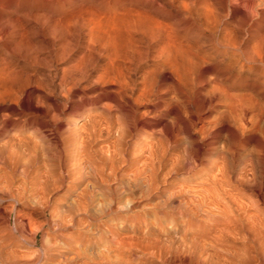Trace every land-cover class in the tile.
I'll return each mask as SVG.
<instances>
[{
	"label": "rangeland",
	"instance_id": "obj_1",
	"mask_svg": "<svg viewBox=\"0 0 264 264\" xmlns=\"http://www.w3.org/2000/svg\"><path fill=\"white\" fill-rule=\"evenodd\" d=\"M170 1L174 4L172 19L160 16L163 34L154 46L156 49L148 55L163 50L159 52L160 56L154 54L159 57L155 64L151 57L142 61L134 76L139 82L143 71L148 75V70L153 69L154 73L159 68L158 74L154 73L156 78H151L153 74L150 73L152 75L148 77L151 79L146 81L150 82L151 88L155 85L153 90L157 89L152 93L158 103L153 112H147L149 107L143 105L135 116L129 107L126 111L114 110L105 116L91 100L97 89H78L72 93L74 99L66 101L70 109L60 113L58 110L63 101L55 86L60 74L58 70L55 79L54 74L45 79L47 90L51 89V92L46 90L49 96L45 94V105L51 107L49 109L55 116L58 115L56 121L51 119L53 125L49 119L51 115H45L42 128L45 131L42 133L47 134L39 135L31 129L26 135L9 132L0 136V145L13 136L17 141L23 136L32 140H27L31 144L21 158L24 166L32 164V167H24L20 160L13 179L3 184L5 181L0 178V198L1 195L3 198L2 202L0 199V225L8 224L3 225L7 232L0 226V234L5 237L0 235L2 254L9 252L18 260L20 256L27 259L32 255L28 262L36 259L34 264H127L128 261V264H259L264 258V49L258 43L260 36L264 38V0ZM152 2L166 10L171 4L168 0ZM168 24L170 31H166ZM236 40L241 44H235ZM241 48L242 51L247 48L250 56L256 51L255 58H260L255 62L245 61ZM46 49L45 62L49 60V50ZM167 55L170 59L172 56V60ZM122 60L117 59L114 66H119L111 68L119 71L124 65ZM104 64L106 62L102 61L101 65ZM49 67L46 63L45 67H40L43 71L45 69V76L48 70H53ZM114 69L111 71L116 75ZM151 97L149 102H155L156 98ZM137 115L158 124V131H155L159 134L137 124L140 119ZM128 121L134 122L130 123L134 130L130 125L127 127ZM81 127L83 131L86 129L84 133L78 131ZM84 138L86 142L82 141ZM15 148L19 147L6 149L7 153L2 148L0 151L14 154L11 150L16 153ZM25 168H28L27 177L22 174ZM5 171L0 165L1 177ZM39 190L44 193L40 191L42 195L38 194ZM39 205L44 207L43 210ZM51 216L60 220H53ZM9 239H14L15 244H11L14 240L9 243ZM43 247L47 261L39 253ZM13 249L20 256L15 251L13 253ZM75 252L79 253H76L79 258L73 257Z\"/></svg>",
	"mask_w": 264,
	"mask_h": 264
},
{
	"label": "bare ground",
	"instance_id": "obj_2",
	"mask_svg": "<svg viewBox=\"0 0 264 264\" xmlns=\"http://www.w3.org/2000/svg\"><path fill=\"white\" fill-rule=\"evenodd\" d=\"M168 1H169L168 3L169 4L171 3V4H170L168 10H166L167 8L166 9H160L158 6H156V4H154L152 2V0H151V2L150 1L148 2V0H0V136H5L9 132L10 133L11 132L21 133V135L22 134L26 135L25 133H28V131L31 132V129H32V132L34 131L40 135V133L45 131V129L42 131L43 124L45 123V115H48V114L51 115V117L49 116L50 121H51V119L52 120L54 119L55 121L57 120L56 116L58 117V115L56 114V116H55V114H53L54 112L52 111V109H49L51 107L48 108V105H45L46 104L45 94H47L46 90L49 88L48 84H46L45 79L47 77L51 76L52 74H54L53 79H55V77H57V71L58 70H59L58 72L60 74H59L58 79H56L57 81L55 83L56 84L55 86H56V91H57L58 96L63 101L61 103L60 109L58 110V112H60V113L70 109V107L66 106V101L69 98H71L73 96L72 93L78 89H81V90H87V89H95L96 90L97 89L96 90L97 94L94 95L93 96L94 98L92 97L93 99H91V100L93 101V104L101 110L99 113L100 114L105 113V114H103L105 116L111 115V112L114 110L115 111L116 110H125L128 107H129L128 110L132 113V115H134V113L135 114L140 113L139 107L141 108V106H143V105H144L143 107H149V110L147 112H149V113L153 112V110L156 108L158 103H157V98L155 97L156 95L154 96L152 93H154V90H157V89L153 90L155 85H152V88H151L150 87L151 84L150 85L148 84L150 82H146V81H147V79L150 78V77H148V75L150 73L153 74V76H151L152 74H150L151 78L152 77H153V79L156 78L155 77L156 75L154 73H156L157 69H159V68L154 70L155 71L154 73L152 71L153 69L148 70V71H150V72L147 71V73H149L148 75L146 74L145 71H143V73L141 72L142 75H141L139 82L136 81L134 76H135V73L138 72V69H140L141 63L145 62L144 61L145 59L151 57L150 58L151 62L155 64L159 58V57L157 58V56H158L157 53H159L163 50V49L161 51H160V49H159V51L157 50L158 52L156 51V53H154L157 56H154V54L148 55L149 52H153V50L156 49V48H154V46L156 45L158 40L161 38V34H163V32L160 31L163 28V24L159 20L160 16H165L167 18L172 19V9H173L174 4L172 1H170V0H168ZM163 3H164V1H163ZM157 4H159V3L157 2ZM180 20H181V18H180ZM168 26H169V28L166 31H170L169 29H171L169 24H168ZM174 30H176V29H174ZM170 34H171V32H170ZM170 34L168 33V35H170ZM171 36H172V34H171ZM262 37L263 36H260V41H258V43L260 44V48H262V50H263L264 49V38H262ZM239 38H238V40H239ZM258 39H259V37H258ZM171 40H172V38H170V41ZM173 40H174V37H173ZM238 40L235 41V44ZM237 43L241 44V42H237ZM227 44H228V42H227ZM227 44H225V48L227 47L226 46ZM230 45L232 46L233 44L230 43ZM45 46L48 47V49H46ZM228 47H230V46H228ZM233 47H235V46L233 45ZM243 47L245 48V45ZM246 47H248V45ZM257 47H259V45ZM45 49H46V51L49 50V51H47L48 52V58H49V60L47 62H45V60H47V58L45 59ZM235 49H237V48H235ZM246 49L245 50L243 49V51H242V48L240 49L241 54L245 58V61L250 63V62H255L258 58H260V57H258L257 59L255 58L254 55L257 53L256 51H255L254 55L250 56L248 54L249 50H246ZM251 49H253V48H251ZM262 50L260 52L263 53L264 50L263 51ZM164 51L162 53H164ZM168 52H169V50H168ZM262 53H261V55H262ZM250 54H252V53L250 52ZM168 55H169V53H168ZM122 56L124 57V59ZM159 56H160V53H159ZM169 57L170 56H168V59H170ZM117 59H121V60L123 59L122 61L124 62V65H122L123 67L121 66V69L119 68V71L114 69L116 66L117 67L119 66L118 63H117L118 65L114 66V63ZM163 59H164V57H163ZM168 59H166V60H168ZM229 59H231V58H229ZM170 60H172V56H171ZM102 61L106 62V64L101 65ZM125 62H127L128 64ZM45 63H46V65L49 64L50 67L53 68V70L51 69V71L48 70L47 76H45V73H46L45 69H44V71L40 69L41 66H42V68L45 67ZM215 64H214V66H215ZM260 64H262V63L260 62ZM125 65L128 67H126ZM238 65H239V61H238ZM57 66H59V67L57 68ZM109 66H110V69L107 68ZM159 66H161V65H159ZM47 67L48 66H46V68ZM111 67H114L113 68L114 71H117L116 75H115V73L112 72L113 69ZM152 67L154 68V66H152ZM238 68H239V66H238ZM107 69L109 71H111V70L112 71L108 72ZM116 69H118V68H116ZM226 70H227V67H226ZM223 71H225V70H223ZM144 72H145V74H144ZM109 73H111V75ZM156 74H158V73H156ZM257 74H258V72H257ZM260 74H261V72H260ZM144 75H147L148 78L145 77ZM171 75H173V74H171ZM153 79H152V81H153ZM245 79H247V78H245ZM47 80H50V78ZM156 81H158V80H156ZM156 81L154 83H156ZM54 82L55 81H52L51 83H54ZM261 82H263V81H261ZM83 83H85L86 85L82 86ZM156 85H158V83ZM53 87H54V85H53ZM260 89H262V88H260ZM49 90H51V89H49ZM49 90H47V91H49ZM49 92H51V91H49ZM52 92H55V90L54 91L52 90ZM155 93H157V92H155ZM180 93H182V92H180ZM54 94H56V92ZM150 94H152L153 96L151 97ZM50 96H51V94H50ZM149 97H151V98L155 97L156 98L155 102L150 103ZM82 98H81V100H82ZM73 99L71 98V100H73ZM52 100H54V99H52ZM151 101H152V99H151ZM79 102H80V100H79ZM84 103H86V102H84ZM186 103H187V101H186ZM229 103H231V102H229ZM52 104H49V105L51 106ZM45 107H46V110H45ZM47 108L49 110H47ZM56 108H57V106H56ZM158 109L162 110L163 108L162 109L157 108V110ZM168 109H170V108L168 107ZM173 110L175 111V107ZM80 111H77V112L80 113ZM129 111H127V112H129ZM142 112H144V111H142ZM72 114H73V111H72ZM141 115L143 116L144 114L141 113ZM129 116L127 117L128 119H129ZM151 116H152V114H151ZM137 117H139L140 119L137 120L138 123L137 122H135V123L147 126L150 128L149 131H153V133H155V132L157 133V131H158L157 128L159 127L158 124H154V123L150 122L151 120L150 121L149 120H143V118L145 116L142 118V117L137 115ZM159 117H161V116H159ZM130 118H132V117H130ZM146 118H148V117H146ZM242 118H244V117H242ZM61 119L60 120L58 119V120L61 121ZM97 119H98V117H97ZM164 119H167V118H164ZM179 119H181V118H179ZM174 120L175 119H173L172 122H175ZM181 120H179V121H181ZM109 121H111V120H109ZM125 121H127V119ZM129 121L127 122L129 124H126L127 127L131 123ZM52 122L53 121H51V123ZM89 122L90 121H88V123ZM117 122H118V120H117ZM93 123H95V122H93ZM125 123L123 122V124H125ZM133 123H131V125ZM108 124H109V122H108ZM117 124H119V122ZM166 124H167V122H166ZM166 124H165V126H166ZM52 125H53V123H52ZM56 125H57V122H56ZM126 125H124V127ZM131 125H130V127H131ZM83 126H85V125H83ZM121 126H123V125L121 124ZM121 126L119 129H121ZM111 127H113V126H111ZM163 127H164V125H163ZM171 127H172V125H171ZM81 128H82L81 130L80 129L79 130L77 129V130L79 132L80 131L82 132L83 127H81ZM141 128H142V126H141ZM113 129H115L114 132L116 135V131H117L116 129L117 128L115 127ZM125 129H127V128L125 127ZM132 129L134 130V128H132ZM156 129H157V131H155ZM185 129H188V128L185 127ZM107 130H108V128H107ZM167 130H168V128H167ZM178 130H179V128H178ZM227 130H229V129H227ZM54 131H55V129H54ZM84 131H86V129ZM84 131H83V133H84ZM87 131H89V130H87ZM123 131L126 132V130H123ZM159 131H160V129H159ZM168 131H170V129ZM74 132L75 131H73V133ZM176 132L178 133V131H176ZM83 133H81V134H83ZM128 133H130V132H128ZM161 133L162 132H160V134ZM164 133H162V134H164ZM179 133H182L181 129L179 130ZM179 133H178V135H179ZM231 133L234 134L235 131H233ZM46 134H43V136H45ZM157 134H159V133H157ZM169 134H167V135H169ZM188 134H189V132H188ZM233 134H230V135H233ZM34 135H35V133H34ZM125 135H126V133H125ZM129 135L130 134H128L127 136H129ZM76 136H77V134H76ZM90 136H89V138H90ZM37 137H38V135H37ZM40 137H42V136H40ZM169 137H171V136L169 135ZM9 138H7L8 140H6L5 142L3 141L4 143L1 141L3 143V145H0V146H2L0 148H2V150L4 149V151H6V149H8V148L11 149L12 147L18 146L19 148H15V149H17L18 153L17 152L15 153L14 149L11 150L12 152L14 151V154L15 155L17 154L18 156H16V158H15V155L12 154L11 152H9L8 154H5V153H1V151H0V165H2V167H4L6 170L3 173V176L2 177L0 176V178L5 181L3 184L8 183V181L13 179L12 177L15 176L14 174L16 173V169H17V167L20 166L21 162H23L22 165L25 163L24 161H22L23 156H24L23 152L26 151V149H28L27 148L29 146L28 144H31V142L29 143V141H32V140H29L28 136L27 137L23 136L18 141L14 136L12 139H9ZM34 138H36V137L34 136ZM44 138H43V140H44ZM85 138L82 140L83 142L85 141ZM2 139H5V138H2ZM14 139H16V140H14ZM31 139H32V137H31ZM38 139H39V137H38ZM72 139H74V138H72ZM118 139H119V136H118ZM27 140H29V141H27ZM87 140H88V138H87ZM14 141H17L19 143L14 142ZM14 143H15V145H14ZM16 143H17V145H16ZM116 143H118V142H116ZM32 144H33V142H32ZM33 145H35V141H34ZM120 145H121V143L119 144V146ZM42 146H43V143H42ZM64 146L66 147V144ZM121 147H120V149H121ZM40 148H41V146H40ZM114 148H116V146ZM155 148H156V146H155ZM155 148H153L154 151H155ZM197 148L198 147H196V149ZM120 149L118 148V150H120ZM153 149L151 151H153ZM18 150H20V151H18ZM4 151H2V152H4ZM7 151H6V153H7ZM19 152L21 154L23 153V155L21 157H20L21 154ZM29 152H28V154H29ZM26 153H25V155H27ZM29 157H25V159L27 158V160H28ZM20 160H21V162H20ZM27 160H26V163H27ZM28 165L29 166H27V165L26 166L23 165V166L24 167H30V165H32V164H28ZM27 169L28 168H25V170H23L24 173H22V174L24 177L26 176ZM30 174H31V169H30ZM64 174H65V172H64ZM63 179H64V177H63ZM60 180L62 181V179H60ZM1 182H2V180H1ZM9 183H11V182H9ZM6 185H5V187L9 188L10 185H8V186H6ZM42 187H44V186H42ZM57 189H55V191ZM1 190H3V189H1ZM40 191H42V190H39L38 194ZM0 193H2V192H0ZM40 194H41V192H40ZM47 194H50V193H47ZM50 195H52V194H50ZM9 196H11V195H9ZM13 196H14V194H13ZM3 197L7 198L6 195L5 196L3 195ZM1 198H2V195H1ZM16 198H14V199H16ZM43 199H45V197ZM7 200H10V199L7 198ZM18 200L19 199H17V201ZM2 201H3V198L1 200V202ZM41 201H43V200H41ZM45 201H47V200H45ZM41 205H39V206L41 207ZM42 207H41V209H42ZM36 208H38V206ZM36 208H35V210H36ZM41 212L42 211H40L39 213H41ZM7 216H9V214ZM51 217H53V220H55L57 215H56L55 219H54V216H51ZM65 217L67 218V216H65ZM1 220H3V218ZM56 220H60V219L58 218ZM29 222H30V219H29ZM62 222H63V219H62ZM23 223H25V222H23ZM53 224L55 225L54 222H53ZM53 224H51V225L53 226ZM3 225H5V223ZM3 225L2 226L0 225V226L2 228H4L8 224L5 225L4 227H3ZM57 225H59V224L57 223ZM23 226H25V225H23ZM52 226H50V227H52ZM14 228H15V226H14ZM59 229H62V228H58V230ZM4 230H6V229L4 228ZM52 231H54V230H52ZM6 232H7V230H6ZM15 232H17V230ZM0 235L3 236V233H1ZM6 235H7V233H6ZM8 235H9V231H8ZM8 237L11 238L12 236H8ZM17 238L20 239L19 237H17ZM4 239H5V237H4ZM14 239H12V240H14ZM12 240H10V242L9 241L8 242L11 243ZM15 240L13 243H11L12 245L15 244ZM0 242H1V240H0ZM8 242L7 243L5 242V243L8 244ZM25 244H26V242H25ZM42 245H43V243H42ZM29 246H32V245H29ZM1 247L3 248V246H1ZM4 247H5V245H4ZM137 247L138 246H136V248ZM46 248H49V246L48 247L46 246ZM50 248H52V247H50ZM153 248H156V246ZM1 250L2 249H0V264H34L33 262L36 260V259H34L33 262H32V260L30 262H28L29 257H31L32 255L27 256L28 257L27 259H26V257L21 258V256L17 253L18 251H15V249H13V253L16 252L21 258V259L19 258V260H18V257H17V259L15 257L16 255L9 254V252H8L9 255L4 253L6 255V256H4V254H2L4 251H1ZM45 250L46 249L43 247L41 249V251L39 252L43 259H45V253H46ZM50 250L52 251L54 249L52 248ZM8 251H10V250H8ZM51 251H49V252L52 253ZM6 252H7V250H6ZM10 252H12V251H10ZM35 252H37V251H35ZM19 253L21 254V252H19ZM50 253H48V255ZM76 253L77 252H75V256H73V257H78V256H76ZM139 253H140V251H139ZM24 254H26V252ZM78 254L79 253H77V255ZM12 255H14V257ZM21 255H23V254H21ZM28 255H29V253H28ZM79 256H81V255H79ZM84 256H85V254H84ZM147 256H149V255H147ZM46 258H48L47 255H46ZM70 260H69V262L73 261V260H71V261ZM74 260H75V258H74ZM157 260H158V258H157ZM91 262H92V260H91ZM128 263H130V262L128 261ZM259 264H264V258H261L259 260Z\"/></svg>",
	"mask_w": 264,
	"mask_h": 264
}]
</instances>
